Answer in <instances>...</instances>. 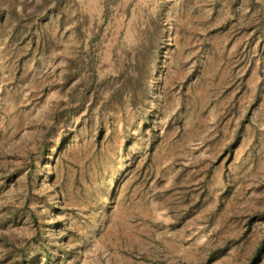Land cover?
<instances>
[{
    "label": "rangeland",
    "instance_id": "374dc122",
    "mask_svg": "<svg viewBox=\"0 0 264 264\" xmlns=\"http://www.w3.org/2000/svg\"><path fill=\"white\" fill-rule=\"evenodd\" d=\"M0 264H264V0H0Z\"/></svg>",
    "mask_w": 264,
    "mask_h": 264
}]
</instances>
